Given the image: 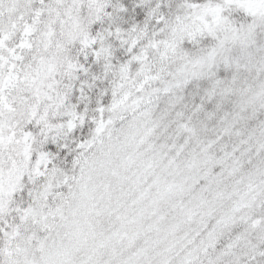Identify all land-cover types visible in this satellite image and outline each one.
<instances>
[{
  "label": "snow or ice",
  "instance_id": "1",
  "mask_svg": "<svg viewBox=\"0 0 264 264\" xmlns=\"http://www.w3.org/2000/svg\"><path fill=\"white\" fill-rule=\"evenodd\" d=\"M0 264H264V0H0Z\"/></svg>",
  "mask_w": 264,
  "mask_h": 264
}]
</instances>
